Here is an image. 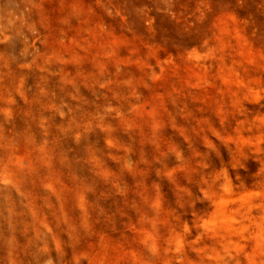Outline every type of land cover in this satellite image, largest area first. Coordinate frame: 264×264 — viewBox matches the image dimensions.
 <instances>
[{"label": "rangeland", "instance_id": "374dc122", "mask_svg": "<svg viewBox=\"0 0 264 264\" xmlns=\"http://www.w3.org/2000/svg\"><path fill=\"white\" fill-rule=\"evenodd\" d=\"M0 264H264V0H0Z\"/></svg>", "mask_w": 264, "mask_h": 264}, {"label": "bare ground", "instance_id": "6f19581e", "mask_svg": "<svg viewBox=\"0 0 264 264\" xmlns=\"http://www.w3.org/2000/svg\"><path fill=\"white\" fill-rule=\"evenodd\" d=\"M20 192V191H19Z\"/></svg>", "mask_w": 264, "mask_h": 264}]
</instances>
